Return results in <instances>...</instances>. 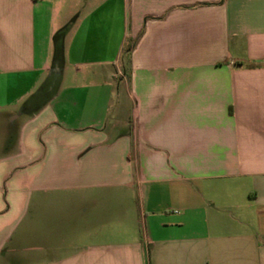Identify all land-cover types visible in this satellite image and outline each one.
<instances>
[{"label":"crops","instance_id":"0c3cea01","mask_svg":"<svg viewBox=\"0 0 264 264\" xmlns=\"http://www.w3.org/2000/svg\"><path fill=\"white\" fill-rule=\"evenodd\" d=\"M0 264H264V0H0Z\"/></svg>","mask_w":264,"mask_h":264},{"label":"rangeland","instance_id":"374dc122","mask_svg":"<svg viewBox=\"0 0 264 264\" xmlns=\"http://www.w3.org/2000/svg\"><path fill=\"white\" fill-rule=\"evenodd\" d=\"M122 64V63H121ZM47 81H49V79L48 78H46L45 79V82H47ZM118 82H120V81H118ZM117 105V101H115L114 103H113V107H115ZM114 109V108H113ZM111 118H113V117H111ZM124 118H125V120L128 118V116H124ZM124 120V121H125Z\"/></svg>","mask_w":264,"mask_h":264},{"label":"trees","instance_id":"16d2710c","mask_svg":"<svg viewBox=\"0 0 264 264\" xmlns=\"http://www.w3.org/2000/svg\"><path fill=\"white\" fill-rule=\"evenodd\" d=\"M128 49H130V47H128ZM128 49H127V50H128Z\"/></svg>","mask_w":264,"mask_h":264}]
</instances>
